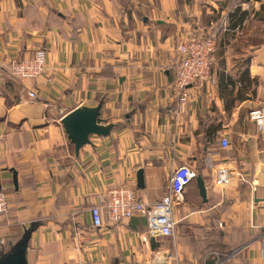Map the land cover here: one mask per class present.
<instances>
[{
  "label": "crops",
  "instance_id": "0c3cea01",
  "mask_svg": "<svg viewBox=\"0 0 264 264\" xmlns=\"http://www.w3.org/2000/svg\"><path fill=\"white\" fill-rule=\"evenodd\" d=\"M239 5L246 20L231 22ZM249 20L264 22V0H0V190L10 207L0 215V239L41 220L30 264H264V120L250 114L264 108V43L248 63L256 87L239 91L236 60L225 55L230 41L214 58L218 84L192 85L182 105L174 86L179 43L209 32L235 36ZM40 48L44 75L9 74L12 60ZM99 103L113 130L93 135L77 155L61 119ZM184 163L204 179L207 201L196 180L185 187L169 246L149 234L144 215L93 226L91 207L109 187L128 183L155 203ZM220 167L237 174L225 189L215 183Z\"/></svg>",
  "mask_w": 264,
  "mask_h": 264
},
{
  "label": "built area",
  "instance_id": "2783aa9c",
  "mask_svg": "<svg viewBox=\"0 0 264 264\" xmlns=\"http://www.w3.org/2000/svg\"><path fill=\"white\" fill-rule=\"evenodd\" d=\"M217 34L192 36L178 46L179 57L173 65L175 69L174 86L178 91V105L189 100L190 87L197 82L218 84L213 72V62L218 47ZM47 56L43 48L37 49L26 58L14 59L8 65L9 74L19 80L36 79L47 70ZM36 92L29 91L31 98H36ZM251 116L262 122L264 108L251 111ZM223 147H229L227 138H222ZM197 172L188 164L178 165L170 174V191L155 203H145L135 186L128 183L109 187L102 195L101 202L91 207L92 224L100 227L105 219L118 222L134 215H144L147 218L148 231L154 237H170L174 235L176 222L174 206L183 196L185 187L193 182ZM237 174L233 169L220 167L217 169L215 183L225 189L230 186ZM241 181H246L245 173H238ZM9 201L0 190V215L9 210ZM256 226V225H254ZM6 240L0 239V246H5ZM74 264H98L94 259H81Z\"/></svg>",
  "mask_w": 264,
  "mask_h": 264
},
{
  "label": "water",
  "instance_id": "95a60500",
  "mask_svg": "<svg viewBox=\"0 0 264 264\" xmlns=\"http://www.w3.org/2000/svg\"><path fill=\"white\" fill-rule=\"evenodd\" d=\"M102 104L96 106L80 105L71 112H68L61 119L62 126L67 135L68 140L75 144V153L78 155L80 149L91 144L93 135L107 136L113 130L114 125L107 123L102 117ZM15 181L17 177H14ZM137 187H145L144 170L140 169L137 173ZM199 188L200 195L207 201V189L205 181L201 175H196L195 179ZM43 221L33 220L29 225L24 227V230L16 241L12 242L9 247L3 246L0 251V264H30L29 262V247L32 235Z\"/></svg>",
  "mask_w": 264,
  "mask_h": 264
},
{
  "label": "rangeland",
  "instance_id": "374dc122",
  "mask_svg": "<svg viewBox=\"0 0 264 264\" xmlns=\"http://www.w3.org/2000/svg\"><path fill=\"white\" fill-rule=\"evenodd\" d=\"M248 8L250 10H254V7H252V4H249ZM219 18L222 19L220 14H219ZM221 19H220V22H221ZM224 20H225V18L223 19V21ZM217 34L219 35V33H217ZM220 34H221L220 40H219V38H217L219 48H217V50H216L215 59L221 56L220 54H221V51L223 48L222 43H227L228 41H230L231 46L229 44L227 46L228 48H226V52H225L226 57L229 58L230 60H233V59H234V61L236 60V62L234 64L235 65L240 64V65H237V67H241L242 65H243L242 67H245V60L247 58L252 57V54H254L255 48L258 46L257 44L261 43L264 39V22L249 20L247 27L245 28V30L242 33L236 34L234 36L231 34H225V32L222 31ZM250 35L256 36V39H257L256 43L257 44L251 43V41L249 39ZM219 41H220V43H219ZM254 42H255V40H254ZM180 44L181 43H179V45ZM223 56H224V54H223ZM215 59H214V61H215ZM197 83H204V82H197ZM161 239L163 240L164 246L170 245V239L168 237H161ZM217 249L218 248L215 245L209 251H213V250L216 251Z\"/></svg>",
  "mask_w": 264,
  "mask_h": 264
},
{
  "label": "trees",
  "instance_id": "16d2710c",
  "mask_svg": "<svg viewBox=\"0 0 264 264\" xmlns=\"http://www.w3.org/2000/svg\"><path fill=\"white\" fill-rule=\"evenodd\" d=\"M244 1H249V0H241V2H244ZM256 1H261V0H256ZM233 11L234 12L229 13V18H230L231 22L235 21V18L238 19V23H243V21L246 20V15H248V11H241L240 5L237 6ZM249 39H250L252 44L256 43V41H257L255 35L254 36L250 35ZM254 40H255V42H254ZM262 43H264V39L261 43H259V44L256 43V44L258 46H260ZM249 61H250V58H247L245 60V67H242L243 65L241 67H238L239 68L238 69V80H239V83L241 85V88L239 89L240 92H241V90L243 91V89L252 88L253 86L256 87L258 84V78L253 77L251 75V72H250L251 68H249V65H248ZM237 65H240V64H237ZM226 79H227L226 80L227 81L226 82L227 87H228V85H232L234 80L231 78V76H228ZM254 90H256V88ZM253 92L255 93V91H253ZM195 179L196 178H194L193 180H195ZM14 241H16L15 237L11 238L8 242L6 241L5 246L9 247V245Z\"/></svg>",
  "mask_w": 264,
  "mask_h": 264
}]
</instances>
